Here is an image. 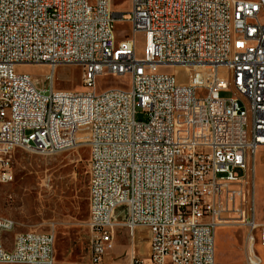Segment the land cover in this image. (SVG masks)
Returning a JSON list of instances; mask_svg holds the SVG:
<instances>
[{"label":"built area","instance_id":"2783aa9c","mask_svg":"<svg viewBox=\"0 0 264 264\" xmlns=\"http://www.w3.org/2000/svg\"><path fill=\"white\" fill-rule=\"evenodd\" d=\"M119 20L129 32L117 39ZM21 64L51 74L78 65L85 89L54 90L53 80L41 89ZM103 74L127 76L128 88L97 92ZM79 144L88 264H215L218 226L241 229L243 264H262L264 0H130L125 12L111 0H0V185L13 179L14 149L52 155ZM17 227L0 216V264L55 263L53 229ZM119 227L130 238L149 230L147 257L109 258Z\"/></svg>","mask_w":264,"mask_h":264},{"label":"rangeland","instance_id":"374dc122","mask_svg":"<svg viewBox=\"0 0 264 264\" xmlns=\"http://www.w3.org/2000/svg\"><path fill=\"white\" fill-rule=\"evenodd\" d=\"M130 0H111L115 12L127 11ZM262 18V16H261ZM129 32V24L124 20L115 23L117 39ZM138 52L142 48V36L137 35ZM17 72L28 73L37 87L43 89L53 80L54 90L83 91L81 67L61 64L53 73L44 64H21ZM156 73L181 71L172 66L157 67ZM45 76L48 78L45 79ZM127 76L99 75L95 80L97 92L109 88H128ZM230 93H221L229 96ZM145 119L142 114L137 119ZM13 179L0 185V216L11 217L18 223L17 230L46 232L54 230V264H88L89 230L87 167L88 149L79 144L52 155H40L20 148L12 153ZM255 201L260 219H264V148L255 157ZM116 241L109 258L125 261L131 251L146 252L150 241L147 228L138 227L132 237L125 228L117 229ZM216 235L215 264H243V233L219 226ZM264 264V246L258 248Z\"/></svg>","mask_w":264,"mask_h":264},{"label":"crops","instance_id":"0c3cea01","mask_svg":"<svg viewBox=\"0 0 264 264\" xmlns=\"http://www.w3.org/2000/svg\"><path fill=\"white\" fill-rule=\"evenodd\" d=\"M258 218H259V217H258ZM259 220L264 221V219H260V218H259ZM218 227H219V226H218ZM222 227H227V228H229V229H233V230H241V229H238V228L228 227V226H222ZM241 231H242V230H241ZM242 233H243V231H242ZM215 247H216V235H215ZM259 247H262V246H261V245H257V246H256L257 251H258V248H259ZM215 253H216V251H215ZM134 254H135L136 256L147 257V256H148V246H147V249H146V252H145V253H143V252H137V253H135V252H134ZM215 257H216V254H215ZM218 258L221 260L219 254L217 255L216 259H218Z\"/></svg>","mask_w":264,"mask_h":264}]
</instances>
